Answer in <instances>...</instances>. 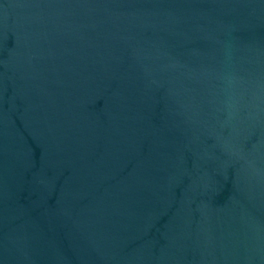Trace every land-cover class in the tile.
Wrapping results in <instances>:
<instances>
[{
  "label": "water",
  "instance_id": "1",
  "mask_svg": "<svg viewBox=\"0 0 264 264\" xmlns=\"http://www.w3.org/2000/svg\"><path fill=\"white\" fill-rule=\"evenodd\" d=\"M0 264H264V0H0Z\"/></svg>",
  "mask_w": 264,
  "mask_h": 264
}]
</instances>
